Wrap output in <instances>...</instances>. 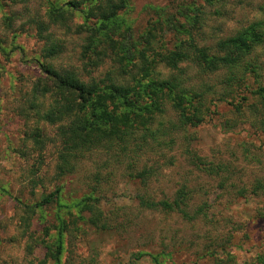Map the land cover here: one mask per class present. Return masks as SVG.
Returning <instances> with one entry per match:
<instances>
[{
  "label": "rangeland",
  "instance_id": "1",
  "mask_svg": "<svg viewBox=\"0 0 264 264\" xmlns=\"http://www.w3.org/2000/svg\"><path fill=\"white\" fill-rule=\"evenodd\" d=\"M63 1L67 0H0V264H38L46 245L55 240L58 218L68 226L61 264H151L146 255L135 260L138 254L158 255L164 264H215L214 257L205 254L209 239L203 236L209 224L187 223L176 214L146 210L138 204L137 196L170 198L184 182L208 200L221 196L211 210L217 233L233 235L225 247L235 264L251 261L264 248V220L258 218L262 201L248 195L232 200L229 188L220 189L217 179L194 170L186 150L229 166L240 186L263 174L264 132L254 122L264 117V110L249 94L259 84L264 86L263 51L257 52L263 64L259 82L247 75L249 89H236L225 102L218 100L224 89L222 75L200 76L190 64H181L177 70L158 64L159 78L177 75L185 85L206 90L205 106L211 115L198 127L172 130L151 143L150 149L128 156L129 161L122 158L117 167L107 154L96 152L60 177V129L69 118L47 119L60 105L55 103L53 82L40 65L58 73L74 70L82 80L97 83L113 78L117 67L105 55L88 65V58L82 57L87 34L81 28V15L67 13L60 25V17L52 19L50 14V6ZM262 9L264 0H214L211 6L204 0H129V9L121 14L130 23L134 40L141 43L139 48L142 37L151 32L153 49L165 53L173 49L176 39L189 37L198 46H212L260 19ZM172 25L179 31L181 25L189 35L176 32ZM49 49L54 50L52 56ZM241 96L247 101L239 116L229 103L236 104ZM142 170L152 173L144 183L135 175ZM95 174L100 189L94 194L107 221L105 230L76 222L75 204L92 193ZM56 189L59 204L35 211L23 207ZM216 255L223 257L219 250ZM47 264L53 263L48 260Z\"/></svg>",
  "mask_w": 264,
  "mask_h": 264
},
{
  "label": "trees",
  "instance_id": "2",
  "mask_svg": "<svg viewBox=\"0 0 264 264\" xmlns=\"http://www.w3.org/2000/svg\"><path fill=\"white\" fill-rule=\"evenodd\" d=\"M204 1L208 6L214 2ZM128 9L129 0H67L60 5L50 6L52 19L60 17V25H63L67 13L77 12L83 18L81 28L87 36L82 47V57L88 58L89 66L97 63L104 55L105 58H112L117 65L113 78L108 76L102 83L84 81L74 70L58 73L45 64L40 65L42 72L53 82L57 96L55 103L60 105L56 111L47 114V119L55 121L59 116L60 120L69 118L67 124L60 129V177L72 173L83 160L96 152L107 154L117 167L122 158L128 160V156L150 149L151 143H156L172 130L198 127L211 115L210 109L205 106L207 91L185 85V81L177 75L159 78L156 68L160 63L170 70L179 69L181 64H190L200 76L222 75L220 84L224 85V89L219 94V102L227 101L242 86L249 89L245 84L247 75H251L257 83L261 78L263 64L259 61L257 52L264 53V9L260 19L240 28L229 37L217 40L212 46H198L189 37L185 40L176 39L173 49L165 53L153 49L151 32L142 37V47L139 48L141 43L134 40L130 23L121 14ZM193 22H197L195 17ZM179 28L182 30L174 27L176 32L189 35L181 25ZM53 54L54 50L49 49L48 55ZM123 75L130 78L119 80L118 77ZM249 94L257 100L260 109L264 110V86L259 84ZM246 101L245 96H241L236 104L229 103L235 115L243 114ZM254 125L264 132V117L257 119ZM38 144L36 141V145ZM186 157L194 170L208 178L217 179L220 189L229 188L232 200L236 195L242 198L248 195L261 200L263 205L258 210V218L264 220V166L263 174L255 175L246 186H240L242 182L235 177V172L229 166L214 164L194 150H186ZM95 175L92 193L75 204L78 208L76 222L81 221L83 225L105 230L107 221L99 207V196L94 194L100 189L99 176ZM135 175L144 183L152 173L150 170H142ZM59 193L56 189L39 202L23 207L35 211L53 202L59 204ZM217 199H221V196L208 200L198 195V190L186 182L181 183L170 198L155 200L137 196L138 204L143 209L176 214L191 224H209L210 228L203 236L209 239L205 254L214 257L215 264H235L234 255L225 247L233 235L218 234L214 214L211 213ZM60 207L65 206L60 204ZM66 231L67 223L58 218L55 240L46 245L45 256L38 264H47L48 260L53 264H61ZM217 250L223 254L222 258L217 257ZM144 255L151 264H164L154 254H138L135 260ZM244 264H264V248H260L253 259Z\"/></svg>",
  "mask_w": 264,
  "mask_h": 264
}]
</instances>
